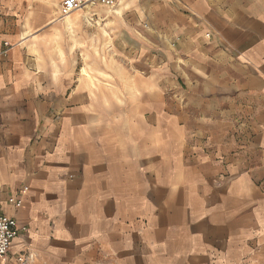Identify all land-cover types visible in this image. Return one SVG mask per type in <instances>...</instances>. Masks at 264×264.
<instances>
[{"label":"crops","instance_id":"obj_1","mask_svg":"<svg viewBox=\"0 0 264 264\" xmlns=\"http://www.w3.org/2000/svg\"><path fill=\"white\" fill-rule=\"evenodd\" d=\"M61 1L0 0V207L19 229L10 254L25 264H264V0H146L195 41L179 54L209 60L193 111L150 89L138 103L106 89L94 101L91 78L53 57L60 31L79 24L76 11L59 16Z\"/></svg>","mask_w":264,"mask_h":264},{"label":"rangeland","instance_id":"obj_2","mask_svg":"<svg viewBox=\"0 0 264 264\" xmlns=\"http://www.w3.org/2000/svg\"><path fill=\"white\" fill-rule=\"evenodd\" d=\"M75 11L79 24L60 31L59 38L53 41L58 45L59 53L53 57H58L60 64H72L75 77L91 78L96 84L89 89L94 101L102 92L106 93V89L123 103L128 100L126 94L138 103L141 94L150 89L151 94L170 95L173 109H198L199 95L209 89V60L204 63L179 54L181 47L196 45L195 41L178 38V33L174 34L154 15L146 0H124L121 6L115 7L104 5L102 0H92ZM89 14L94 15L91 20ZM100 15L101 20L105 19L103 22L98 21ZM114 16L116 21H110ZM65 49L69 53H64ZM166 63L174 67L171 79L164 85L157 84ZM100 77L111 83L118 78L122 84L105 81L106 85H100L97 79ZM132 77L149 80H146L147 84L130 85L129 78Z\"/></svg>","mask_w":264,"mask_h":264},{"label":"built area","instance_id":"obj_3","mask_svg":"<svg viewBox=\"0 0 264 264\" xmlns=\"http://www.w3.org/2000/svg\"><path fill=\"white\" fill-rule=\"evenodd\" d=\"M89 1L92 0H62L58 7L59 16L65 17ZM102 2L108 7H115L120 0H102ZM24 190L26 187L22 189ZM8 202L15 206L21 205V200L15 197H10ZM18 232L15 219L4 214L0 207V264H25L26 259L23 255L12 256L10 254L11 243L17 237Z\"/></svg>","mask_w":264,"mask_h":264}]
</instances>
